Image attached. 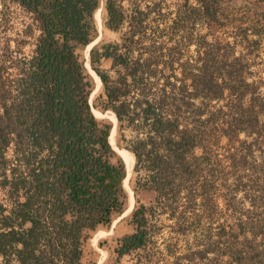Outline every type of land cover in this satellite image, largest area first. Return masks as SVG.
I'll return each instance as SVG.
<instances>
[{"label": "trees", "instance_id": "trees-1", "mask_svg": "<svg viewBox=\"0 0 264 264\" xmlns=\"http://www.w3.org/2000/svg\"><path fill=\"white\" fill-rule=\"evenodd\" d=\"M14 1L33 14L40 33L27 68L13 85V99L7 103L0 97V190H6L9 201V207L0 203V264H84L82 245L88 232L110 225L128 199L125 162L109 141L113 124L94 115L89 100L92 80L77 53L97 36L95 13L101 0ZM124 1L104 0L108 29L119 31L129 18L122 43L89 50L90 67L101 81V111H111L119 123L134 125L137 120L146 128L145 137L129 150L136 160L134 169L142 167L146 174L143 183L137 179L134 191L150 205L139 204L131 211L135 229L119 239L115 249L119 258L151 241L152 208L168 192L177 198L180 187L174 182L185 178V154L191 147V137L179 129L176 98L171 117L163 113V102L154 103L150 97L130 101L138 82L151 73L137 62L130 64L121 52L122 47L131 48L142 23L137 8L128 17ZM190 2L182 1L178 15L185 18L186 8L198 14L207 46L217 45L206 39L215 38L221 26L236 24L245 36L251 28L243 25L249 19L264 27V0H195L197 7ZM216 51L217 46L209 49L202 69L204 88L210 91L220 87L215 73L223 68ZM102 59L111 62L115 79L101 67ZM227 75L231 77L230 72ZM216 120L209 117L212 126ZM157 138L163 140L162 149ZM10 145L12 157L7 160ZM165 206L170 208L168 216L174 217L172 204ZM232 229L237 239L238 225ZM233 243L221 255L229 254Z\"/></svg>", "mask_w": 264, "mask_h": 264}, {"label": "rangeland", "instance_id": "rangeland-1", "mask_svg": "<svg viewBox=\"0 0 264 264\" xmlns=\"http://www.w3.org/2000/svg\"><path fill=\"white\" fill-rule=\"evenodd\" d=\"M182 1L125 0L128 17L137 8L142 23L131 48H121L130 64L137 62L151 73L145 74L138 89L130 93L131 103L150 97L154 103L163 102L161 109L170 117L175 109L173 98L180 104L179 129L191 137L185 154V178L174 182L180 193L173 199L168 192L154 204L147 247L119 258L115 251L119 239L135 229L131 211L139 204L150 205L134 191L137 179L143 183L146 177L142 167L134 169V158L132 209L122 215L127 199L123 212L114 215L110 225L88 232L82 245L84 264H264V27L249 19L243 27L257 32L250 29L245 36L236 24L221 26L215 38L207 37L210 44H217L210 47L203 38L206 29L198 14L186 8L185 18L178 15ZM190 1L197 7L195 0ZM0 3V97L8 103L15 94L13 85L34 54L40 31L34 16L18 11L10 0ZM99 8L101 26L96 22L97 36L91 48L122 43L123 34L129 31V18L119 31H112L105 25L104 0ZM216 46L218 65L223 68L215 73L220 87L210 91L204 88L202 69L206 53ZM77 53L85 67V62L89 63L86 47L78 48ZM101 67L111 78L117 77L109 60L102 59ZM85 73L92 80L91 96L95 82L86 67ZM101 93L100 84L90 98L92 108L102 114L111 112L101 111ZM215 93L218 98L212 97ZM212 115L217 118L213 126L209 121ZM97 118L111 122L106 117ZM137 124V120L134 125L116 120V147L130 151L137 139L145 137L146 128ZM156 141L162 149L163 140ZM11 149L10 145L5 150L7 160L12 157ZM0 203L9 207L6 190H0ZM166 204L175 208L174 217L168 216ZM234 225L240 229L237 239H233ZM231 241L233 250L221 255Z\"/></svg>", "mask_w": 264, "mask_h": 264}, {"label": "bare ground", "instance_id": "bare-ground-1", "mask_svg": "<svg viewBox=\"0 0 264 264\" xmlns=\"http://www.w3.org/2000/svg\"><path fill=\"white\" fill-rule=\"evenodd\" d=\"M100 8L96 11L95 13V19H96V22H97V25L100 27L101 26V20H100ZM93 43L95 42H92L91 44H89L87 47H86V53H85V57L88 55V51L89 49L91 48V46L93 45ZM87 61V60H86ZM85 67L87 69V71L90 73V75L93 77L94 81H95V89L93 91V93L91 94L90 98H92L93 94L96 93L100 87V80H99V77L97 76V74L93 71V69L90 67V64L88 62L85 63ZM93 113L96 117H106L108 118L113 126H112V130H111V133H110V136H109V141L110 143L112 144V146L114 147V149L116 150V152L119 154V156L122 157V159L125 161V164H126V177L125 179L123 180V186L128 194V205H127V209L122 213V215H126L128 214L131 209H132V206H133V203H134V199H133V192L131 190V188L129 187V179L131 177V174H132V167L134 165V155L124 149V148H118L115 146V124H116V119H115V116L113 113L111 112H106L104 114H102L100 111L96 110V109H93ZM105 256V252L102 251L101 252V259H103Z\"/></svg>", "mask_w": 264, "mask_h": 264}, {"label": "built area", "instance_id": "built-area-1", "mask_svg": "<svg viewBox=\"0 0 264 264\" xmlns=\"http://www.w3.org/2000/svg\"><path fill=\"white\" fill-rule=\"evenodd\" d=\"M12 2V4H15V6L17 7V10L22 12L23 14H27V15H31L33 16V14L29 11H27L19 2L14 1V0H10ZM1 3H0V10H1Z\"/></svg>", "mask_w": 264, "mask_h": 264}, {"label": "water", "instance_id": "water-1", "mask_svg": "<svg viewBox=\"0 0 264 264\" xmlns=\"http://www.w3.org/2000/svg\"><path fill=\"white\" fill-rule=\"evenodd\" d=\"M92 42H93V41H92ZM92 42H91V43H92ZM91 43H90V44H91ZM88 45H89V44H88ZM88 45H87V46H88ZM87 46H86V47H87ZM90 49H91V48H90ZM90 49H89V50H90ZM88 55H89V51H88ZM99 80H100V78H99ZM100 84H101V81H100ZM89 100H90V98H89ZM92 110H93V108H92ZM114 116H115V115H114ZM115 119H116V117H115ZM116 120H117V119H116ZM111 130H112V129H111ZM110 133H111V131H110ZM109 136H110V135H109ZM111 145H112V144H111ZM112 147H113V146H112ZM113 149H114V147H113ZM114 150H115V149H114ZM115 151H116V150H115ZM124 162H125V161H124ZM125 167H126V164H125ZM126 172H127V171H126ZM125 177H126V176H125ZM124 179H125V178H124Z\"/></svg>", "mask_w": 264, "mask_h": 264}]
</instances>
